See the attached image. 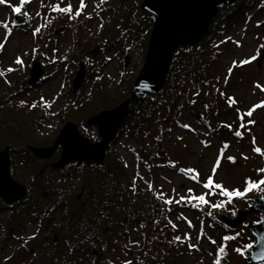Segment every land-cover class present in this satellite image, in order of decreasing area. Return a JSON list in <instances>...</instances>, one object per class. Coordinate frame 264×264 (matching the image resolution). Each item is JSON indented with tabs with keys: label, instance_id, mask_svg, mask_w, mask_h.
I'll return each instance as SVG.
<instances>
[{
	"label": "rangeland",
	"instance_id": "obj_1",
	"mask_svg": "<svg viewBox=\"0 0 264 264\" xmlns=\"http://www.w3.org/2000/svg\"><path fill=\"white\" fill-rule=\"evenodd\" d=\"M81 3L82 0H27V2L4 0V3H0V44H3V49L0 50V71L4 72L0 78V98L3 99L7 94H18L22 90L29 79L30 61L37 60L43 70L42 75L36 82L29 84L17 99L23 104L21 110L29 117L26 125L33 124L30 128L39 137L51 136L54 140L64 122L70 120L77 124L81 134L94 141L84 129L92 131L95 127L86 124L88 117L72 120V118L81 119L76 114L77 108L83 106L84 101L98 98L100 91L110 90L129 94L131 79H134L144 61L148 39L139 36V28L148 24L151 27V19L140 9L141 0H83L85 7L82 10ZM57 4L61 8L71 5L72 12L66 13L68 15L66 20L58 15L59 12L52 10ZM16 7L27 13V21L19 26L12 24ZM77 10H81V15H75ZM139 12H144L148 18ZM4 25L12 28L10 35ZM37 28H40L39 32H35ZM215 34H217L215 44L218 53L210 70L214 74L218 95L222 99L218 114V123L222 125L219 129L209 130L187 107L188 99L192 97V87H187L191 95L177 98L180 90L186 87L182 88L179 85L160 109L161 118L154 123V136L161 134L160 141L157 142L161 158H154L145 166L141 162L145 157L141 147L147 144L146 139L142 140L128 129H124L119 134L116 142L114 138L109 144L110 146L114 142V151L125 163L122 181L126 184L139 183L142 188L139 190L141 198L153 194L159 196L162 193V198L155 199L153 203L161 211H173L167 217L175 224L176 236H179L182 242L176 241L170 249L165 264H214L217 249L222 243L228 244L227 261H222V264H247L245 259L248 252L247 255L239 254L235 251L237 249L235 244L239 242L238 245H244L247 242L246 235L252 237L247 230V222L256 220V213H248L243 222L231 227L237 229L236 235L239 234L234 244L232 241L223 240L217 222L210 219L206 205L213 207L221 199L224 202L223 206L214 207L219 208V214L232 218L237 210L249 208L251 201L248 200V196L264 195L253 192L243 198H233L229 202L228 198L221 194L220 189L204 186L209 177H212L214 183H220L228 190L242 191L247 178L253 181V178L264 174L258 171L264 169V0L253 2L240 12L230 13L228 21ZM95 48L96 51L92 54L91 51ZM126 55L128 63L125 66ZM176 56L178 55L174 52L171 60L173 72H176L177 68ZM253 57L257 59L253 60ZM17 58L23 63L17 64ZM244 61L251 62L243 63ZM80 62H83L84 77L74 92L72 79L77 69L81 67ZM92 62L95 63L93 67ZM9 68L13 71H8ZM96 68L97 70L94 71L93 69ZM29 103L30 106L35 104L36 107L25 106ZM48 103L51 107L46 106ZM168 104H171V114L164 125H170L171 129L161 132L160 127L163 124L161 121L165 117ZM248 111L253 112L251 117L245 115ZM242 115L246 128L241 127ZM224 126L225 128H222ZM237 131L241 136L235 135ZM6 145L12 147L10 152L15 150L13 147L15 146L19 155L22 154L20 145ZM6 145L0 146V149ZM225 145L228 147L225 148ZM256 148L261 150L260 153L255 151ZM222 149L223 155H221ZM59 153L60 149L57 158ZM52 156L49 162L57 159H52ZM227 157H234L235 160H229ZM37 159L39 166L36 175L41 165L47 161ZM218 159L220 166L216 167ZM82 164L88 168V174L93 171L90 165L95 163L86 165L82 162ZM214 167H216L215 174ZM26 168L22 180L14 178L12 173L11 175L18 182L26 184L28 188V183L33 181L34 171L28 169V166ZM51 168L43 173L44 179L39 190L33 193L27 189L25 195L30 198L34 196L40 208H50L43 225L40 226V219L30 223L28 215L22 219L19 216L13 217L14 213L12 214L9 209H0V264H9L11 261L14 264H25V262L32 264L35 260H39L32 245L41 237L44 239L45 235L48 236L47 239L52 236L54 239L57 236L54 233L64 222L63 212L58 209L53 211L54 205L58 204L57 200L41 199V196H44L43 194H46L55 183L53 181L57 178L55 171L60 170L54 169L49 172ZM180 169L193 171L185 174ZM149 184L152 185L151 189L148 187ZM182 196L186 198L204 196L207 203L201 204L197 199H192L191 203L174 202L171 205L164 203L166 199L175 201ZM1 203L3 201L0 199ZM194 204L199 206L194 207ZM154 216V214L146 216L142 227L140 225L137 228L130 227L125 236L109 242V245L116 246V249H110L106 245L108 240L103 242L102 249L97 251L95 257L86 259L82 254L78 257L77 253H73L77 258L75 261H84L83 264H127V262L134 264V260L145 246L144 243L149 239L146 230L149 232L153 227L159 226V219ZM125 221L126 224L127 218ZM16 222H20L17 227H20V231L16 228L14 232L13 226ZM123 228L119 226L118 231H124ZM8 229L10 233L7 234ZM12 231L15 234L12 235ZM143 234H146V241L142 238ZM186 235L190 237V243L197 245V248H189ZM28 248L32 250L28 251ZM63 249L68 252L65 245ZM252 264H264V261Z\"/></svg>",
	"mask_w": 264,
	"mask_h": 264
},
{
	"label": "trees",
	"instance_id": "obj_2",
	"mask_svg": "<svg viewBox=\"0 0 264 264\" xmlns=\"http://www.w3.org/2000/svg\"><path fill=\"white\" fill-rule=\"evenodd\" d=\"M256 1L238 0L231 8L221 7L212 19L207 33L200 42L195 46L179 47L175 51V55H178L175 59L176 72L172 71L170 64V69L163 87L158 92L149 94L141 108L123 120L114 142L117 141L119 134L124 129H128L136 136H140L142 140L146 139L147 144L145 143L146 145L141 147L143 154H145L141 162L145 166L150 160L161 158L159 145L157 144L160 141L161 134L159 133L157 136H154V123L157 119L159 120L161 118L160 109L164 106L165 101L171 94L177 90L179 85L182 88L186 87L180 90L177 98L181 99L186 95H191L192 91V97L188 99L187 103L189 106L187 107L209 130L219 129L220 125H222L218 123V114L221 110L220 105L222 104V99L218 95L219 92L214 81V74L210 70V67H213L212 64L216 60L218 53L217 45L215 44V36L217 34L215 33L220 30V27L222 28L225 25L230 13L240 12ZM139 13L148 18V15L144 12ZM58 15H61L64 20L68 17L66 13L59 12ZM73 27L77 28L75 25ZM144 27L141 26V29L139 28V36L141 38L143 36L147 40L151 27L149 24ZM143 28L145 29L144 34L142 33ZM122 36H124V33H122ZM90 60L93 61L94 59L90 58ZM94 64L92 62L91 66L93 67ZM93 70L96 71L97 68ZM0 78L2 77L0 76ZM132 80L133 78L131 82ZM26 87L23 86L18 94H7L3 99L0 98V146L6 144L21 146L22 154L19 155L17 147L15 146H13L15 150L13 149L10 152V170L14 178L18 180H22V176L25 175V170H27L26 166L31 171H34L35 174H32L33 181L28 183L27 189L36 193L41 186L44 175H36L39 166L38 159L32 156L30 151L24 148V145H47L52 142L53 138L51 136H36L30 128L33 124L26 125L29 117L21 110L23 104L19 103L20 100L18 101L17 99V96L25 92ZM187 87H192V90L190 91ZM107 91H100L97 95L98 98L94 100L84 101V104L82 103L83 106L76 110V114L81 119L72 118V120L86 119L102 109L114 107L124 100L128 94ZM30 103L25 104V106L29 107ZM174 103L176 105V101ZM170 109L171 104H168L166 107L167 114L165 113V117L161 121L163 123L160 127L161 132L171 129L169 127L170 125H164L168 122L169 114H171ZM222 128H225V126ZM84 129L87 131L86 134L88 133L90 135L91 139H98L95 127L92 131L87 128ZM113 143L105 153L103 164L90 165L93 170L90 174L87 173L88 168L84 164H77L76 162L64 166L62 170L55 171L57 176L53 180L55 183L50 190H47L46 194H43L42 191L41 194L44 196H41V199L57 200L58 204L54 205L53 211L57 209L58 211L61 210L63 212L62 218L64 222L56 233H54L57 235L55 241L53 236L48 239L41 237L32 245L33 251L37 252L36 255L39 258L38 261L35 260L32 264H83L84 261H75L77 258L73 253H77L78 257H80L79 254H82V257L84 256L86 259L92 256L95 257L97 251L102 249L103 242L108 240V244L106 245L110 249H116V246L111 247L109 242L114 241L117 237L121 238L125 236L128 233V229H131L130 227L137 228L139 225L142 227L146 216H153V214L155 215L154 217L159 219V226L153 227V230H149V232L146 230L149 239L144 243L145 246L134 260V264H165L167 262L170 249L176 243L174 236L177 234V228L176 226L173 227L175 224L171 223L167 217L173 211L164 212L158 206H155L153 201L158 198V194L141 198L139 190L142 188L139 183L126 184L122 181V175L125 173V163L114 151ZM57 155L58 150L54 153L52 159L55 160ZM48 171L51 172L54 169L51 168ZM262 177H264V174L253 178V181H259ZM143 190L147 191V189ZM147 192L149 194L151 193L150 191ZM223 204L224 202L219 199L217 205ZM38 205L39 202L34 196L31 198L27 196L11 205L1 203L0 209H9L12 211V214L14 213L13 217L19 216L22 219H25V215H28V222L30 221V223L40 219L39 223L41 226L47 218L50 208H40ZM206 206L207 208H205L210 212L211 221L217 222L218 230L221 231L222 237L236 236L235 240H231L235 244L238 238L235 234L237 229L225 226L218 221V217L222 214H219V208L214 207L216 205L211 207L207 204ZM125 218H127L126 224ZM19 224L20 222H16L13 226L14 232ZM119 226L120 228L124 227L123 229L125 230L119 232ZM13 231L12 235L15 234ZM8 233H10V229L7 230ZM145 235L143 234L142 238L146 241ZM245 239L247 242L241 245L243 247L253 242L252 237L248 235H246ZM238 244L239 242L235 244L236 248H243ZM64 245L68 249V252L63 249ZM28 251H30V248H28ZM245 254L247 255V252ZM226 261L227 257L223 262ZM9 264L14 263L11 261Z\"/></svg>",
	"mask_w": 264,
	"mask_h": 264
},
{
	"label": "water",
	"instance_id": "obj_3",
	"mask_svg": "<svg viewBox=\"0 0 264 264\" xmlns=\"http://www.w3.org/2000/svg\"><path fill=\"white\" fill-rule=\"evenodd\" d=\"M238 0H141L140 9L146 12L151 19L144 61L135 75L128 96L114 107L102 109L89 116L85 121L89 126H95L98 140L91 141L78 130L75 122L66 120L54 138L52 144L34 146L26 144L24 148L30 154L47 160L39 168L37 174L41 175L46 169H63L70 162L78 164L85 162L101 164L104 162L105 152L114 140L123 120L137 112L149 94L158 92L166 82L173 53L179 47L195 46L207 33L209 25L218 10L224 6H233ZM22 25L27 17L14 15L13 21ZM12 21V24H13ZM15 25V24H13ZM96 48L91 51L94 54ZM260 59L258 60V64ZM128 56H125V66ZM80 62L72 79V89L75 92L80 86L84 69ZM29 79L25 86L36 82L43 70L37 60H31L28 65ZM10 145L0 149V199L5 205L23 199L27 194L26 184L15 180L10 172L11 158ZM60 149L58 158L49 162V158ZM261 195H250L251 201L248 209H239L234 217L220 215L218 220L229 227H235L243 222L246 215L255 212L256 220L247 222V230L253 237V248L248 250L245 263L261 262L252 259L253 253L264 255V223H257L264 217V200ZM31 251V250H30Z\"/></svg>",
	"mask_w": 264,
	"mask_h": 264
},
{
	"label": "snow or ice",
	"instance_id": "obj_4",
	"mask_svg": "<svg viewBox=\"0 0 264 264\" xmlns=\"http://www.w3.org/2000/svg\"><path fill=\"white\" fill-rule=\"evenodd\" d=\"M25 2H27V0H25ZM0 3H4V0H0ZM84 7H85V5H84L83 0H82L81 6H80L81 10ZM52 10L53 11L60 12V13H71L72 12V7H71V5H68L67 7L61 8L59 6V4H57L55 7L52 8ZM81 10H77L76 13H75V15L76 16L81 15ZM14 12L18 16H23L25 18L27 17V13L26 12H22L20 7L14 8ZM38 15H39V13H38ZM13 24H15L16 26H19L18 23H17V21H15V20L13 21ZM4 27L6 28L8 35H10L11 32H12V28H10L8 25H4ZM39 31H40V28H37L35 30V32H39ZM6 39H7V37H6ZM2 49H3V44H0V50H2ZM252 59L255 60V59H257V57H253ZM248 62H251V61H244L243 63H248ZM16 63L17 64H22L23 61L20 58H17ZM8 71H13V69L9 68ZM2 75H4V72L3 71H0V76H2ZM46 106L47 107H51V104L48 103ZM32 107H36V105L33 104ZM252 114H253L252 111H248L245 115L248 116V117H251ZM240 119L242 121L241 127L242 128H246L247 125L243 123L244 116L243 115L240 116ZM249 123H254V121H249ZM235 135L239 137V136H241V133L239 131H237L235 133ZM253 142H255V140ZM227 147L228 146L225 145V148H227ZM255 151L257 153H260L261 150L259 148H256ZM221 155H223V149L221 150ZM227 158L229 160H232V161L235 160L234 157H227ZM245 159H247V157H245ZM219 166H220V160L218 159L217 160L216 167H219ZM216 167H214V169H213L214 174H215V171H216ZM180 171L182 173L187 174L189 172H192L193 170H191V169H187V170L180 169ZM258 171L264 172V169H260ZM204 186L206 188H210V189L211 188L220 189L221 190V194L223 196L227 197L228 198V201L231 202V200L233 198H236V197L243 198V197L248 196V194L249 193H252V192L264 193V177H262L259 181H252L250 178H247L246 179L245 188L242 191L241 190H228V189L224 188L220 183H214V180H213L212 177H209V179L207 180V182L205 183ZM148 187H149V189H151L152 188V185L149 184ZM173 191H175V190H173ZM189 192H191V189H189ZM162 196H163V194L161 193V194H159L158 198H162ZM192 199L199 200V202L201 204L207 203V200L205 199L204 196H199V197H194V198H186V197H183L182 196V197H180L179 200H175V201L173 199H166V200H164V203L167 204V205H171L174 202L176 204H180L182 202L191 203V200ZM260 199L261 200H264V195H261L260 196ZM193 206L194 207H198L199 205L194 204ZM221 206H223V205H216V207H221ZM257 223H264V217H262L260 221H257ZM173 227H175V225H173ZM201 235H203V230H201ZM237 235H239V234H237ZM185 239L189 241V245L188 246H189L190 249L197 248L198 247L197 245H192L190 243V237L189 236L186 235L185 236ZM235 239H236V236H226V237L223 238V240L225 242L231 241V240H235ZM174 240L175 241L182 242L181 241V238L179 236L174 237ZM212 243H215V241H212ZM251 248H253V244L252 243H249L248 245H245L243 248H237V249H235V251L238 252L241 255H245V253L248 252V250L251 249ZM227 255H228V244L227 243H222L221 246H219L218 249H217V258L215 259L214 264H222V261L226 259ZM251 258L252 259H256V260H260V261H264V255H257L255 253H253L251 255ZM127 264H131V262H127Z\"/></svg>",
	"mask_w": 264,
	"mask_h": 264
},
{
	"label": "bare ground",
	"instance_id": "obj_5",
	"mask_svg": "<svg viewBox=\"0 0 264 264\" xmlns=\"http://www.w3.org/2000/svg\"><path fill=\"white\" fill-rule=\"evenodd\" d=\"M133 114H134V113H133ZM70 163H72V162H70ZM70 163H68V164H70ZM68 164H66V165H68ZM80 164H81V163H80ZM66 165H65V166H66ZM42 174H43V173H42ZM42 174H41V175H42ZM41 175H38V174H37V176H41ZM55 240H56V237L54 238V241H55Z\"/></svg>",
	"mask_w": 264,
	"mask_h": 264
},
{
	"label": "flooded vegetation",
	"instance_id": "obj_6",
	"mask_svg": "<svg viewBox=\"0 0 264 264\" xmlns=\"http://www.w3.org/2000/svg\"><path fill=\"white\" fill-rule=\"evenodd\" d=\"M47 237H48V236L45 235V236H44V239H47Z\"/></svg>",
	"mask_w": 264,
	"mask_h": 264
}]
</instances>
